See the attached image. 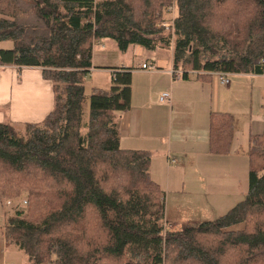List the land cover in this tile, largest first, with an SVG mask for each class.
<instances>
[{
	"label": "trees",
	"instance_id": "obj_1",
	"mask_svg": "<svg viewBox=\"0 0 264 264\" xmlns=\"http://www.w3.org/2000/svg\"><path fill=\"white\" fill-rule=\"evenodd\" d=\"M173 3L165 35L157 24ZM172 36L184 79L264 75V0H0V42L13 45L0 49V66L40 68L54 91L42 122L0 123L2 235L29 264H264V133L250 138L245 199L169 230L153 154L121 145L133 68L113 71L109 91L85 93L95 44L152 51ZM209 130L210 153L230 154L236 117L211 112Z\"/></svg>",
	"mask_w": 264,
	"mask_h": 264
},
{
	"label": "crops",
	"instance_id": "obj_2",
	"mask_svg": "<svg viewBox=\"0 0 264 264\" xmlns=\"http://www.w3.org/2000/svg\"><path fill=\"white\" fill-rule=\"evenodd\" d=\"M133 49L136 56H141L142 51H146L144 48ZM112 55L104 58L101 64L109 66L111 63H108V60ZM158 56L154 62L146 60L131 67L132 106L122 115L120 121L121 145L128 150L151 152L152 178L163 189L166 186L168 192L176 185L183 189L187 187L205 189L203 180L206 179L207 173L211 178L210 188H216V176L213 175L217 169L215 166L225 164L222 160H216L208 155L225 157L237 153L245 155L249 149L244 148L246 151L239 152L238 150L243 147L237 138L240 148L233 150L232 153L228 155L210 153V113L233 114L240 129L239 131L237 129L235 138L245 137L243 132H246V128L249 139L251 136L263 134L264 75H228L229 85L222 83L220 74L200 77L197 73L190 72L184 79L183 74L172 73L170 56L165 54ZM150 63L158 68L156 72L140 70V66ZM123 68L127 67L123 64ZM164 92H170V99L161 102L160 97ZM256 98L259 102L257 116ZM5 105L9 108L6 109V114L2 112L4 109L0 110V123L7 120L17 123H40L53 110V85L43 78L40 68L19 69L13 66H0V107ZM237 132H241V135L239 133L237 135ZM202 172L206 173L205 176ZM192 178L195 179L194 185L188 182L192 183ZM190 201L198 204L197 200ZM182 203L178 202L179 205ZM179 224L177 220L168 222L172 227ZM2 228L0 264H28L25 254L4 239Z\"/></svg>",
	"mask_w": 264,
	"mask_h": 264
},
{
	"label": "rangeland",
	"instance_id": "obj_3",
	"mask_svg": "<svg viewBox=\"0 0 264 264\" xmlns=\"http://www.w3.org/2000/svg\"><path fill=\"white\" fill-rule=\"evenodd\" d=\"M175 5V3H173ZM172 4V5H173ZM171 5V6H172ZM163 9L161 20L157 24L158 29H164L165 35L173 34L174 33V26L173 27H162L159 24H173L175 25V18H176V10L175 16L172 14L170 7ZM176 41V37L172 36V44L171 47L168 46H159L157 49L152 51H142L141 56H136V51L133 48H143L140 45H135L130 47L127 52L120 51L118 46L113 41H103L102 44H95L94 45V58H93V68L90 74L87 76L85 81V93L89 97L92 93L97 91H109L112 84V76L113 71L117 68H123V64L128 68H131L135 65H138L139 62L142 61H156V57L158 55L165 54L171 57L172 60V73L175 75L176 72L183 74L182 71L175 70L173 66V50H174V43ZM12 43L10 41H3L0 42V49H10L12 48ZM143 50V49H142ZM112 55V58L108 60V63H111L109 66L101 64L104 58H107L109 55ZM97 64H95V63ZM99 63V64H98ZM151 64V63H150ZM154 65V64H151ZM155 66V65H154ZM156 67V66H155ZM157 68V67H156ZM158 69V68H157ZM151 73V72H149ZM192 73V72H191ZM232 80V79H231ZM263 104V102H262ZM54 107V106H53ZM264 107V104H263ZM7 105L0 107L4 109L2 112L6 114ZM264 113V108H263ZM259 112V102L256 98L255 100V115L257 116ZM3 113V114H4ZM264 118V115L262 116ZM256 119V118H255ZM10 120H7L9 122ZM16 124H23L20 122H15ZM246 128V126H245ZM238 131L239 126L237 127ZM241 135V132H237ZM245 137H236L233 143V150H237L240 146L237 143V138L241 141L243 149L250 148V139H249V132L246 128ZM231 152V153H232ZM216 160H222L225 165L223 166H215L217 168L213 175L216 176V188H213L210 183V177L208 173L202 172L206 179L203 180L204 186L206 185L205 189H192V188H185L183 187L178 188L176 185L175 187L172 186L171 191H167V187L164 186L166 191V204H167V212H166V219L167 222H172L177 220L179 225L176 226H169L167 228L171 229H183L182 227L187 226H198L202 223L214 221L218 219L220 216L227 213L233 207H235L238 203L243 201L248 193L249 188V154L243 155L241 154H232L228 157L225 156H213L208 155ZM168 178V174H167ZM206 180V182H205ZM189 184L194 185L195 179L192 178V183L188 181ZM198 183V182H197ZM210 185V186H209ZM190 200H197L198 204L191 203ZM183 202L181 205L178 202ZM7 210H11V206H7ZM4 206L0 203V228L4 225L6 218L4 216ZM180 221V222H179ZM1 230V229H0ZM16 246V245H15ZM17 247V246H16ZM18 248V247H17ZM20 250V249H19ZM29 264V263H28Z\"/></svg>",
	"mask_w": 264,
	"mask_h": 264
},
{
	"label": "built area",
	"instance_id": "obj_4",
	"mask_svg": "<svg viewBox=\"0 0 264 264\" xmlns=\"http://www.w3.org/2000/svg\"><path fill=\"white\" fill-rule=\"evenodd\" d=\"M170 10L172 11V14L175 16L176 6L174 4L170 7ZM159 26L167 27V28L170 27L171 28L174 25L173 24H170V25H167V24H159ZM140 70L141 71H146V72H156L158 69L154 65H151V64H143L142 66H140ZM220 76H221L222 83L224 85H229L230 81L228 79V74L220 73ZM169 99H170V92L164 93L160 97V101L161 102H166ZM24 204H27V203L25 202Z\"/></svg>",
	"mask_w": 264,
	"mask_h": 264
},
{
	"label": "water",
	"instance_id": "obj_5",
	"mask_svg": "<svg viewBox=\"0 0 264 264\" xmlns=\"http://www.w3.org/2000/svg\"><path fill=\"white\" fill-rule=\"evenodd\" d=\"M143 49V48H142Z\"/></svg>",
	"mask_w": 264,
	"mask_h": 264
}]
</instances>
